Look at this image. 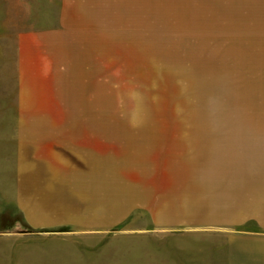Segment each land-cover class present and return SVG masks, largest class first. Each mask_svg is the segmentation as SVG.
Wrapping results in <instances>:
<instances>
[{
	"label": "rangeland",
	"instance_id": "rangeland-1",
	"mask_svg": "<svg viewBox=\"0 0 264 264\" xmlns=\"http://www.w3.org/2000/svg\"><path fill=\"white\" fill-rule=\"evenodd\" d=\"M0 264H264V0H0Z\"/></svg>",
	"mask_w": 264,
	"mask_h": 264
}]
</instances>
